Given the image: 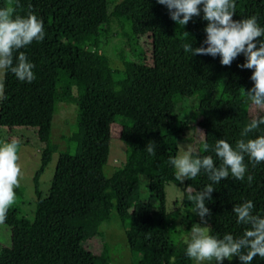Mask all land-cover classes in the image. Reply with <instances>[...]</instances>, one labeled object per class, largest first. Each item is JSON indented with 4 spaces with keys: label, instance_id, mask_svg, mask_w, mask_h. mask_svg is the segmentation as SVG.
Wrapping results in <instances>:
<instances>
[{
    "label": "trees",
    "instance_id": "trees-1",
    "mask_svg": "<svg viewBox=\"0 0 264 264\" xmlns=\"http://www.w3.org/2000/svg\"><path fill=\"white\" fill-rule=\"evenodd\" d=\"M7 3L0 0V8ZM235 4L233 20L256 16L264 28V0ZM29 12L43 21L45 31L42 41L20 50L34 65L35 79L21 82L7 73L0 128L32 130L40 144V160L32 177L33 217H20L11 206L1 224L9 230V247H0V264H111L99 231L111 211L123 231L130 264H192L185 249L177 247L176 233L168 230L164 187L180 186L169 161L176 157L177 142L195 127L201 132L195 154L211 155L217 167L221 161L213 149L218 139L235 148L240 139L264 135L261 125L241 136L254 115L244 98V91L253 87V70L238 67L245 56L223 66L219 55L185 53L184 43L207 47L198 39L207 25L203 12L181 27L157 0H19L16 14ZM111 25L131 53L141 52L140 30H146L149 58L112 69L102 52ZM259 40L264 36L257 39V46ZM192 97L197 100L196 120L176 110L180 101ZM58 103L75 107V121L70 134L62 137L66 147L57 155L43 196L38 179L57 150L50 137ZM113 125L125 146L124 160L106 177L103 167ZM149 141L155 142V155L145 149ZM204 142L208 152L203 151ZM245 164L244 180L222 179L206 201L211 216L205 219L217 238L239 237L245 231L232 212L236 204L251 200L253 213L264 217V162L253 167L245 156ZM248 175L253 177L250 184ZM140 176L146 180L151 203L139 200ZM210 183L203 171L184 181L194 192ZM93 240L99 244L96 252L84 246ZM228 264L240 261L234 257ZM252 264H264V259L257 256Z\"/></svg>",
    "mask_w": 264,
    "mask_h": 264
},
{
    "label": "clouds",
    "instance_id": "clouds-1",
    "mask_svg": "<svg viewBox=\"0 0 264 264\" xmlns=\"http://www.w3.org/2000/svg\"><path fill=\"white\" fill-rule=\"evenodd\" d=\"M157 3L165 5L171 20L181 27L203 12L202 19L207 21L203 43L207 47L193 48L192 43H184L182 49L185 53L192 56L219 55L223 66H230L240 54L245 56V63L238 67L253 70L250 77L253 87L244 91V98L254 115L241 136L246 137L264 125V115H260L264 112V41L259 40L257 46V39L264 36V28L258 25L257 17L233 20L235 0H157ZM17 7L19 0H8L7 5L0 8V101L7 98L4 95V78L9 71L21 82L34 81V65L20 50L33 41H42L45 36L43 21L32 12L26 16L16 14ZM182 35L189 37L187 32ZM202 148L208 152V143L204 142ZM145 149L150 155H155V142L149 141ZM213 151L221 161L218 167L211 155H194L195 150L190 145L186 148L182 146L180 154L169 161L175 168L176 181L195 179L203 171L212 182L201 191L188 189L192 212L200 217V223L192 228L190 239L185 241V254L196 264H211L213 261L222 264L234 257L239 259L240 264H252L257 256L264 259V217L253 213L251 200L236 204L232 209L236 223L245 226L241 236L225 234L217 238L202 225H207L205 217L211 216L206 201L211 200V193L216 190L213 185L230 176L244 180L247 172L245 156L253 167L264 162V135L240 139L235 148L226 140L218 139ZM18 152V140L0 145V224L6 221L9 209L16 203L15 189L20 187L22 177ZM252 179L251 175L247 176L249 184Z\"/></svg>",
    "mask_w": 264,
    "mask_h": 264
},
{
    "label": "rangeland",
    "instance_id": "rangeland-1",
    "mask_svg": "<svg viewBox=\"0 0 264 264\" xmlns=\"http://www.w3.org/2000/svg\"><path fill=\"white\" fill-rule=\"evenodd\" d=\"M140 31L142 32L139 39L141 52L131 53L126 43L119 37L114 25L110 26V34L102 52L108 58L109 65L112 69L121 70L122 63L125 61L138 62L149 58L150 47L148 33L146 30ZM198 39L200 45H206L203 43L206 39L205 31L199 34ZM95 84V81H93V85ZM222 98L225 97L223 96ZM196 102L197 100L195 97L180 101L176 110L181 114V116H192V119L196 120ZM74 121L75 107L69 104L58 103L51 121L50 137L51 142L56 145L57 150L51 155L49 163L46 165L44 171L38 179V190L43 196L48 190L57 155L66 147L62 137L70 134L74 127ZM117 136V128L113 125L110 129L107 161L103 167V173L106 177H109L116 169H118L124 160L125 146L118 140ZM12 140L19 141V164L22 170L20 187L15 189L16 203L13 204L12 207L18 211V215L20 217L31 220L33 217L35 203L32 177L39 166L40 144L38 143L32 130L0 128V145ZM200 142L201 132L195 127L185 133L177 142L176 156L180 154L182 146L186 148L190 145L195 150V153L198 152ZM139 182V200L141 202L151 203V199H149L145 188V178L140 176ZM164 193L168 230L176 233L177 247L179 249L186 250L185 241L186 239H190L191 230L200 223V217L194 215L192 212L193 204L188 199L189 192L188 188L184 185V181L180 182V186H174L170 183L166 184L164 187ZM206 207H208L207 204ZM202 226L208 227V225ZM99 231L103 235L104 241L109 248L111 264H130L131 254L127 249L123 231L115 217L114 211L110 212L108 221L99 226ZM84 246L91 252H96L99 248V244L96 240L86 242ZM0 247H9V230L6 226L1 224ZM229 262L230 261L225 260L222 264H228ZM192 264H196V261L192 260ZM211 264H215V262L213 261Z\"/></svg>",
    "mask_w": 264,
    "mask_h": 264
}]
</instances>
